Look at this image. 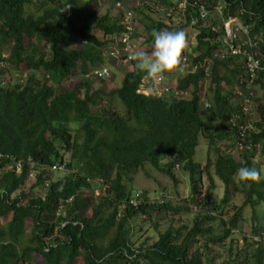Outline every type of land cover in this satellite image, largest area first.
Instances as JSON below:
<instances>
[{"label": "trees", "instance_id": "16d2710c", "mask_svg": "<svg viewBox=\"0 0 264 264\" xmlns=\"http://www.w3.org/2000/svg\"><path fill=\"white\" fill-rule=\"evenodd\" d=\"M222 1L223 19L250 26L252 53L263 69L252 86L248 115H242L234 95L243 62L227 54L223 60L213 57L224 51L221 34L212 32L217 22L212 28L197 25L193 45L182 51L176 67L177 88L189 90L191 98L157 99L137 94L147 74L135 67L109 92L92 91L90 81L79 76H92L114 45L124 54L125 45L116 41L127 24L121 22L123 9L133 12L132 49L134 38L144 40L143 52L150 54L153 29L183 31L151 19L153 25L136 33L135 15L162 0H0V56L9 54L0 67V264H213L214 248L233 255L231 231L246 208L251 231L264 234V179L245 183L235 175L241 167L260 170L252 158L258 152L264 156V0ZM67 3L71 8L60 12ZM214 3L205 2L210 9ZM107 4L117 7L115 18L97 14ZM187 51L190 61L182 69ZM124 59L116 66L124 67ZM110 79L111 72L105 82ZM203 89L207 110L200 105ZM233 115L249 120L257 132L250 137L254 150L241 159L230 155L236 142ZM202 138L208 146L204 165L194 161ZM29 165L34 182L25 188ZM152 170L173 182L183 195L181 205H171L163 189L153 199L140 190L141 204L128 206L135 178H150ZM214 178L224 189L220 200L209 198L216 190ZM189 205L197 212L191 219ZM179 212L190 225L173 221ZM141 214L143 224L161 215L172 220L156 242L141 243L134 252L129 225ZM191 242L201 248L189 251ZM263 243L247 244L248 250L222 264H264Z\"/></svg>", "mask_w": 264, "mask_h": 264}, {"label": "clouds", "instance_id": "9594fccd", "mask_svg": "<svg viewBox=\"0 0 264 264\" xmlns=\"http://www.w3.org/2000/svg\"><path fill=\"white\" fill-rule=\"evenodd\" d=\"M207 1L208 0H204L203 3L205 4V2H207ZM211 1L215 2L214 6L211 7V9L205 4L206 8L209 11V16H208L207 20L210 23L207 24L206 23L207 20L205 22H200L199 21V22H197V24H195L194 26H191V27L189 26V23H188L187 19H182L176 13H173L171 18H166L164 16L163 12L157 11V9L168 10L170 8H174L176 6V4L179 2V0L174 2L173 6L170 4V2L168 0H164V1L162 0V2H160L159 4L153 3V4L148 5L149 9H151L155 13V15L158 17V22L159 21L162 22L168 28L178 27L180 25V27L182 29H184V30L183 31L182 30L181 31H172V30L171 31H169V30H159V31H157L156 29H153L151 35L153 37L154 44H153V47H152V50H151L150 54L146 53V52H143V51L134 53L133 59L130 62H126L125 59H124L123 65L125 66V65H128V64H133L134 57H135L137 59V61H138L136 67L139 70L146 72V74H147V75L142 77L141 81L143 80V78H150V79H153V80L165 78L164 79V83L166 85L170 84V85L176 86V88H177V82H176V80L174 79L173 76L176 75L177 72H178V69L176 67L180 63V58H181L182 51L184 49L186 50L187 47L189 45H191V43H187L186 39H188V38H186L187 37L186 36L187 33L185 31L186 30H190L189 33L192 34L191 36H193V35H195L194 34L195 33V28L197 27L198 24H200L199 27H202V28H208V27L212 28L215 22H221L222 23V20H225V19L222 18V15H221V9L222 8L219 9V7H217V3L219 1H222V0H211ZM70 8H71V4L67 3V4L63 5V7L60 9V12H67ZM213 9H215L218 12V13H216V14H218V16H216V15L213 16L214 15L212 13ZM123 10H124V14H126L127 12H131V14L133 15V12L131 10H129V9H123ZM124 14H122L121 21L123 20V17H124L123 15ZM233 19L237 20V18H233ZM238 23H240V21H238ZM241 25H243V24H241ZM222 26H223V23H222ZM248 27L250 29V26H248ZM214 28L216 30H214V31L212 30V32L218 33L219 35L221 34V36H222V33H221L222 27L220 28L218 26H215ZM193 29H194V31L191 32V30H193ZM249 37H250V30H249ZM220 41H221V39H220ZM221 43H222V41H221ZM252 43L254 44L253 41H252ZM222 45H223V43H222ZM223 47H224V45H223ZM255 47H256V45L254 46V48ZM217 54L220 55V53H217ZM221 54H224L223 58H221V57H216V58L223 60V59H225L226 54L228 56H231V57H239L241 59V61L243 62V66H244V60L242 59V57L231 55L230 53H228V51L226 50L225 47H224V51ZM189 61H190V59H188L186 57V54H185L184 57L182 58V61H181V68L182 69L186 68ZM120 64H122V63H120ZM101 68H106L107 69V66H105L103 64V65H101L99 67V69H101ZM132 69H133V67L129 68V70H132ZM188 69H192V67H189ZM95 70L96 69H94L93 72ZM93 72H92V76L94 77ZM205 76L208 77L207 73L205 74ZM244 77H245V66H244V75L240 78V81ZM95 80H96V78H95ZM140 85H141V82H140ZM140 85H139V87L137 89V94L144 95V94L138 92L139 88H140ZM239 86H240V82L238 83V85H236L234 87V95H236L238 97V99H240V104H242V98L238 95V92L236 91V88L239 87ZM251 90H252V87L245 94L248 96L251 93ZM179 91H186L188 93V95L185 96V97H182V98H174L173 96H170V95H164V96L167 97V98H170V99H172V97H173L177 101H182V100H186V99L191 98V92L189 90H179ZM199 95H200L199 96L200 97V105L202 106L203 110H207L210 107V103H209L208 97L206 96V90L203 89L202 91H200ZM144 96H146V95H144ZM164 96H161V97L152 96V97L153 98H157V99H162V98H165ZM251 96H252V93H251L250 97ZM146 97H150V96H146ZM205 103L207 104V107H205ZM254 134L256 135L257 132L255 131ZM254 134H252V135L254 136ZM249 141H250V139H249ZM250 144L252 145V149L250 151H245V152H242V153L236 152L235 146H233V149L230 151V155L233 158H235V159L236 158L237 159H241V156L243 154L248 153V152H252V150H254L255 146L251 142H250ZM234 145H235V143H234ZM256 149H257V151H259L258 147H256ZM31 168H32V165H29L30 171L28 173L32 177L33 173L31 171ZM235 175H236L237 179L240 182H245V183L246 182H259L261 179H264V174H262L261 171L258 170L255 167H241V168H239L237 170ZM31 177H29L27 182L29 180L33 181L34 178L32 177V179H31ZM141 192L142 191L139 190L135 195H133V196L131 195L129 197L130 199L127 201V204H128L129 207L137 208L141 204V199H140V197H138L140 194H142ZM96 193H99L97 196H100L102 194L100 192H96ZM97 196H95V197H97ZM151 199H153V198H151ZM125 205H126L125 203L120 205L119 206V211L125 209L126 208ZM211 215H213V214H211ZM143 219H145V216H143V214H141V215H139L137 217H134V219L131 220L130 225H129L130 226L129 238H130L131 242H134L132 240L133 236L138 235V237H140L146 231V229H148V227H150L152 229H156V227L154 226V223H156L155 219H151V220H153L151 223L149 221H147L145 224L141 223V220H143ZM133 221L134 222L138 221V228L142 229L141 233H139L141 231L140 230L138 232V234H135V232L133 230V227H132V222ZM139 223H141V224H139ZM181 226H184V224L181 225ZM185 227H186V225H185ZM237 228L233 229L231 231L232 232V237L231 238L234 239V241H236V238H239V242L241 244H243V243H245V244L253 243V244H256V246H258L259 244L264 242V234H255L251 230H247V231H242L241 230V231H239ZM164 231H165V228H163V231L161 233H163ZM158 232H157V235L154 238H153V234L151 235V233L145 232L144 235L148 236V238H146L142 243H147V241L149 239L152 242L151 244L156 242L158 240V238H159V235L161 234L160 232L159 233ZM182 238L183 237H180V239H182ZM176 243L177 244L183 243V241H177ZM236 243H238V242H236ZM151 244L148 245V243H147L148 246H151ZM190 246L191 247H190L189 251H191V252H194L196 249H200L201 248L199 243L194 244L193 242H191ZM139 247H140V244H138V243L134 244L132 251L136 252V250ZM246 250H248V249H246Z\"/></svg>", "mask_w": 264, "mask_h": 264}, {"label": "rangeland", "instance_id": "374dc122", "mask_svg": "<svg viewBox=\"0 0 264 264\" xmlns=\"http://www.w3.org/2000/svg\"><path fill=\"white\" fill-rule=\"evenodd\" d=\"M168 1L173 6L174 2H176L178 0H168ZM128 4H129V6H132V7L134 6L133 4H130V3H128ZM223 6H224L223 1H219L217 3V7H219V9L223 8ZM96 8L98 9V7H96ZM115 8H117V7H114V5L110 6L109 4H107V5L103 6L100 11L96 10V12L99 15L103 14L105 12H110L111 15L115 18L117 13H118V11ZM212 13L214 14L213 16H215V15L218 16V14H216L218 12L215 9L212 10ZM135 19H136V25L138 24V27L136 29V33L140 30L141 35H142V31H141L140 27L142 29L149 28V26L153 25V22H158V17L155 15V13L151 9L144 10L143 15L136 14ZM151 19L153 20V22ZM206 23L209 24L210 22L207 20ZM217 26L221 28L222 23L217 22ZM193 31H194V29L191 30V32H193ZM185 32L188 35L190 30H186ZM143 35H145V33ZM98 36L100 37V34H98ZM186 40H187V43H191L193 45L194 41H192V39H186ZM143 41L144 40H142L141 42H143ZM141 42L135 38L132 41L133 45L135 46L134 48L136 49L135 53L140 52V51H144L145 49L148 48L147 43H141ZM112 47L115 48V50L113 52L117 56L121 55V51L119 49H117L116 45H114ZM104 52H105L106 57H107V59H105L106 61H105L104 65L107 66L108 71L111 72V79L109 82H103V81L101 82V81L95 80L92 76H90L89 73L82 76V75H80V71H79V75H80L79 79L85 80V78H87V80L90 81L92 91H95L97 89L102 88V89L106 90V92H109L111 90H114L115 88H120L121 84H122L123 77H124L125 73L128 72L129 68H131V67L137 68L136 65H137L138 61L135 57H134L133 64H128V65H125L124 67L120 68L114 64V58L108 56L107 50H105ZM186 53H187L186 57L188 58L189 51H187ZM188 59H190V58H188ZM85 69H86V66H85V68H83L82 71H84ZM173 77H175V75ZM257 91H258V95L262 94L258 89H257ZM117 103H118V111L123 116L124 106L118 100H117ZM207 150H208V146H207L206 140H204L203 138H202V140L199 139V145L196 149L194 161L198 164L202 163L204 165L206 158H207V154H206ZM252 161H255L257 164H259L260 171L262 174H264V156L258 152L252 158ZM57 175H61V174H57ZM56 177L58 178L59 176H56ZM31 179H32V177H31ZM214 181L216 183L217 189L211 193L209 198H210V200H220L223 196L224 189H223L222 184L218 182V179L214 178ZM33 182L34 181L29 180L27 182L25 188H29L33 184ZM204 183H205V188H207L209 186L207 179H205ZM173 186H174V184L170 179H168L164 175H161L157 172H153V170H152L150 178H146L145 175H143V174L137 175V177L135 178V181L132 185V188H133L132 196L135 195L136 191L142 190V191H146L151 198H155V196L158 198L159 193L162 192L163 189H166V192H165V194L167 195L166 199L168 201H171V205L176 204V203H179L181 205V202H182L181 198L183 197V195H181V192L174 191ZM94 194H95V196H97L99 193L94 192ZM188 207L194 212L189 217L191 219L195 216V214L197 212H196V209L194 206L189 205ZM244 213H245V215L243 217L244 219L239 224V226L237 228L239 231L251 230V226H250L251 216H252L251 209L246 208L244 210ZM10 218H11V215L9 214L6 218H4V220L2 221V224H6L7 222H9ZM159 218L160 219L156 220L155 221L156 223H154V226L156 227V229H152V228L148 227V229H146V231H145L147 233H151V235L153 234V238L157 235L158 231L161 233L163 231V228L169 226L171 223V220H172V218L171 219L167 218L164 215H161ZM173 221L178 226H181L183 224L184 225H190L191 224L190 220L186 217V213H181V212H179L177 214V216L174 217ZM139 224H141V223H139ZM132 227H133L135 234H138V232L140 230L141 231L139 233L142 232V229L138 228V221H136V222L133 221ZM31 228H32V225L30 223H27L26 233L30 232ZM144 233L140 237H138V235L133 236L132 240L134 241V244H137V243L141 244L146 238H148V236H145ZM236 242H238V243H236ZM147 243H148V245H150L152 242L149 239L147 241ZM246 246H247V244H245V243L241 244L239 242V238H236V241L234 242V245H233V250H234L233 255H229L228 253L223 252V250H218V249L214 248L213 256H212L213 264H222V263H225L226 261H228L230 259L233 260L237 251H241V252L245 251Z\"/></svg>", "mask_w": 264, "mask_h": 264}, {"label": "built area", "instance_id": "2783aa9c", "mask_svg": "<svg viewBox=\"0 0 264 264\" xmlns=\"http://www.w3.org/2000/svg\"><path fill=\"white\" fill-rule=\"evenodd\" d=\"M204 0H179L174 8L168 10L157 9L159 12H163L166 18H171L173 13H176L182 19H187L189 26H194L197 22H205L209 16V11L203 3ZM122 23L125 25L124 31L116 38L118 42L125 45L124 57L126 62H130L133 59L134 51L128 45L130 38L129 34L132 33V27L129 21L132 18L131 12H127L123 15ZM222 38L221 41L228 51L233 56H240L244 60L245 66V77L240 81V86L236 88L238 95L242 98L241 111L242 115H248L250 108V95L247 96L245 93L250 90L255 80L258 78V72L263 70L257 59H255L252 49L254 44L249 37V27L241 25L236 19L228 17L222 20ZM216 30L215 28L212 29ZM113 55V53L111 54ZM214 57H224V54H214ZM0 67H3L5 61L8 59V53H1ZM93 75L96 79L101 81H107L110 76V72L106 68L95 70ZM164 79H150L143 78L139 88V93L146 96L161 97L164 95H170L174 98H182L188 95L186 91H179L176 86L166 85ZM205 107L207 104L205 103ZM230 124L235 128V150L238 153L250 151L252 145L250 144V137L255 132L251 122L247 119H240V116L233 115L230 119ZM19 167V166H18Z\"/></svg>", "mask_w": 264, "mask_h": 264}, {"label": "bare ground", "instance_id": "6f19581e", "mask_svg": "<svg viewBox=\"0 0 264 264\" xmlns=\"http://www.w3.org/2000/svg\"><path fill=\"white\" fill-rule=\"evenodd\" d=\"M117 41V40H116ZM117 49H118V47H117ZM116 49V50H117ZM115 50V48H113V47H111L110 49H108L107 50V54H108V56L109 57H112V58H114V64L115 65H117L118 64V62H119V59L120 58H122V57H124V54L121 52V55H119V56H117L113 51ZM133 51H134V53L136 52V49L135 48H133ZM113 53V55H111ZM105 57H106V54H105ZM107 58V57H106ZM125 58V57H124ZM96 70H98V69H96ZM108 70V69H107ZM108 80V79H107Z\"/></svg>", "mask_w": 264, "mask_h": 264}, {"label": "crops", "instance_id": "0c3cea01", "mask_svg": "<svg viewBox=\"0 0 264 264\" xmlns=\"http://www.w3.org/2000/svg\"><path fill=\"white\" fill-rule=\"evenodd\" d=\"M191 35H192V34H190V33H189V34H188V35H186V36H187V38H189V39H190Z\"/></svg>", "mask_w": 264, "mask_h": 264}]
</instances>
